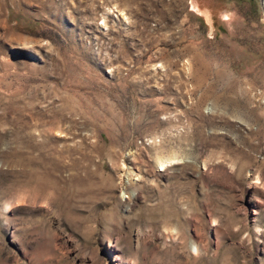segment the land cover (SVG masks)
<instances>
[{
	"label": "rangeland",
	"instance_id": "1",
	"mask_svg": "<svg viewBox=\"0 0 264 264\" xmlns=\"http://www.w3.org/2000/svg\"><path fill=\"white\" fill-rule=\"evenodd\" d=\"M132 263L264 264V0H0V264Z\"/></svg>",
	"mask_w": 264,
	"mask_h": 264
},
{
	"label": "bare ground",
	"instance_id": "2",
	"mask_svg": "<svg viewBox=\"0 0 264 264\" xmlns=\"http://www.w3.org/2000/svg\"><path fill=\"white\" fill-rule=\"evenodd\" d=\"M165 160H166V159H165ZM167 161H168V160H167ZM163 162H166V161L163 160ZM163 162H161V166L163 165ZM165 164H166V163H165ZM172 231H173V229H172ZM174 232H175V231H174ZM177 234H178V233H177ZM108 245H109V247L112 246L110 243H109ZM114 260H115V262L118 261V256H117V254L114 256ZM119 261H120V260H119ZM119 261H118V262H119ZM132 264H134V263H132Z\"/></svg>",
	"mask_w": 264,
	"mask_h": 264
}]
</instances>
